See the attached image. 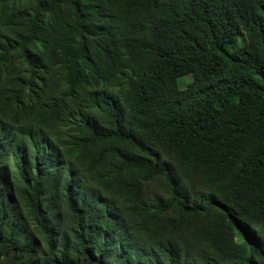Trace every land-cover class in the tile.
Masks as SVG:
<instances>
[{"label": "trees", "instance_id": "obj_1", "mask_svg": "<svg viewBox=\"0 0 264 264\" xmlns=\"http://www.w3.org/2000/svg\"><path fill=\"white\" fill-rule=\"evenodd\" d=\"M0 264H264V0H0Z\"/></svg>", "mask_w": 264, "mask_h": 264}, {"label": "rangeland", "instance_id": "obj_2", "mask_svg": "<svg viewBox=\"0 0 264 264\" xmlns=\"http://www.w3.org/2000/svg\"><path fill=\"white\" fill-rule=\"evenodd\" d=\"M240 43H241V39H240ZM190 79H191V76L184 77L183 81L181 82V85L184 87L185 86V82L189 81Z\"/></svg>", "mask_w": 264, "mask_h": 264}]
</instances>
